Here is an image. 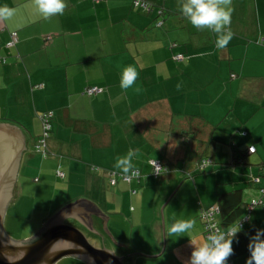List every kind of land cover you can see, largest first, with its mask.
Here are the masks:
<instances>
[{
	"label": "crops",
	"instance_id": "obj_1",
	"mask_svg": "<svg viewBox=\"0 0 264 264\" xmlns=\"http://www.w3.org/2000/svg\"><path fill=\"white\" fill-rule=\"evenodd\" d=\"M180 2L65 0L63 15L44 19L33 0H0L15 9L10 19H0V56L6 59L0 66V201L3 226L11 223L8 236L21 225L30 237L76 204L79 221L67 223L105 248L111 244L128 256L127 264H188L191 243L204 242L199 205L213 206L233 190L245 203L261 199L245 191L264 188V0H232L234 36L224 49L210 29L191 25ZM13 32L15 46L8 48ZM178 55L181 60L174 59ZM127 65L139 76L125 92L120 77ZM90 87L101 92L87 96ZM47 112L53 118L41 153L35 148L39 116ZM129 149L138 150L139 183L111 186L109 173L123 174L114 167L116 157ZM201 159L212 164L199 175ZM155 160L169 169L158 179L149 163ZM178 170L193 179L183 183ZM185 184L193 194L189 208L181 205L182 215L171 209L165 233L174 220L195 226L179 238L166 234V241L163 233L162 240L157 210L148 202L156 197L158 208L169 198L165 207ZM261 208L248 223L264 229V197ZM86 215L92 231L80 224ZM163 247L165 262L143 260ZM57 264L84 263L65 258Z\"/></svg>",
	"mask_w": 264,
	"mask_h": 264
},
{
	"label": "clouds",
	"instance_id": "obj_2",
	"mask_svg": "<svg viewBox=\"0 0 264 264\" xmlns=\"http://www.w3.org/2000/svg\"><path fill=\"white\" fill-rule=\"evenodd\" d=\"M34 5L44 19L56 15H63L67 8L65 0H33ZM232 0H181L179 8L182 15L187 18L194 28L210 29L215 35V44L218 49H224L233 39L231 30V16L233 8ZM15 9L7 5L0 6V19L7 20L14 15ZM139 73L132 65L123 68L120 77V87L127 92L136 83ZM179 88V85L177 86ZM39 150V149H38ZM138 150L129 149L126 155L116 157L114 167L128 176L136 177L139 169L133 165V158ZM155 169V174L161 175L164 169L155 161L149 162ZM194 221L187 219L174 220L167 226L168 237H181V234L190 232L194 228ZM209 235L201 244L193 246L188 264H226L228 258L233 254V238L241 229L228 228L218 229L214 224L209 225ZM264 229H258L255 235L249 239L248 249L250 256L246 264H264Z\"/></svg>",
	"mask_w": 264,
	"mask_h": 264
},
{
	"label": "water",
	"instance_id": "obj_3",
	"mask_svg": "<svg viewBox=\"0 0 264 264\" xmlns=\"http://www.w3.org/2000/svg\"><path fill=\"white\" fill-rule=\"evenodd\" d=\"M2 158V157H1ZM15 162V159L13 160ZM3 205L0 201V264H57L65 258H75L84 264H125L128 256L115 255L102 246L96 248L86 235L68 220H76V204L68 205L49 218L42 228L29 239L16 242L3 229ZM85 203L82 209L85 207ZM103 220V216L98 215ZM86 229L92 231L89 215L81 216ZM164 247L159 255L163 253ZM157 256L149 258L155 259Z\"/></svg>",
	"mask_w": 264,
	"mask_h": 264
},
{
	"label": "trees",
	"instance_id": "obj_4",
	"mask_svg": "<svg viewBox=\"0 0 264 264\" xmlns=\"http://www.w3.org/2000/svg\"><path fill=\"white\" fill-rule=\"evenodd\" d=\"M202 160L205 159H201L198 162L196 168L197 171L200 173H204L205 171H207V168L212 164L211 163L206 169L200 170L199 164ZM160 165L166 170L165 174H167L169 172L168 167L163 163H160ZM261 170L263 171V173L261 172ZM260 173L261 175H264V164L260 166ZM185 175H187L188 177L190 176V174H185ZM257 191H259L261 199L257 200L259 204L252 207L251 210H249L248 207L251 205V202L255 200H251L245 203L243 200L242 192L240 190H233V191L221 193L218 197L216 204L213 206L203 208L202 206L199 205L198 207L197 217L202 224V237L204 241L206 240V238L204 232L205 220L203 219V213L205 212L206 214V212H208L209 209L212 207L217 209L212 213L213 215L212 223L215 224L218 229L226 230L230 227L238 228V226L241 224L240 231L233 238V243H232L233 254L228 258L226 264L228 263L232 264L233 260L240 257H245L246 259H248V257L250 256V252L248 249L249 239L251 236L255 235L258 229H262L258 227H245V224L249 222V216L251 212H253L256 208L261 207L263 204L264 188H261L260 190L258 189ZM126 260H128V257L125 258L124 260L127 263Z\"/></svg>",
	"mask_w": 264,
	"mask_h": 264
},
{
	"label": "built area",
	"instance_id": "obj_5",
	"mask_svg": "<svg viewBox=\"0 0 264 264\" xmlns=\"http://www.w3.org/2000/svg\"><path fill=\"white\" fill-rule=\"evenodd\" d=\"M102 1L103 0H93V2H95V3H99V2H102ZM134 5L136 7L142 8L144 11H147V12H150V10H151V6H149L148 4H145L143 2H140V1H135L134 2ZM160 25H161V23H158L157 24V26H160ZM16 36L17 35L14 32L10 34V36H9L10 37V40H9V42L7 44V47L8 48L9 47L11 48V47H14L15 46ZM174 59L175 60H181L182 59V56L181 55H178ZM5 64H6V59L4 57H1L0 56V66L5 65ZM100 92H101V89H98V88H95V87H90V88H86L83 93L85 95H87V96H92V95L99 94ZM52 118H53V113L52 112L43 113L42 115L39 116V119H40V122H41V131L42 132H41V135L39 137V140L37 141V144L35 146L36 151H38V152L44 153L45 141L48 138L49 133H50V122H51ZM254 151H255L254 147H250V148L247 149V153L248 154H252V153H254ZM157 164L159 166H161L159 162H157ZM210 164H211V161L206 160V159L205 160H202L200 162V164H199V169L200 170H204ZM151 167H152V173H151V175H152V177L154 179H158L166 171L165 169H161L160 170L161 175H157L154 172L155 171L154 167L152 165H151ZM261 172L263 173L262 170H261ZM140 175H141L140 172H139V175L136 176V177H132L131 175L126 176L124 174L109 173V184L111 186H114L117 183V180H120L121 182L128 183V184L131 183V182H137V183H139V179L141 177ZM57 176L58 177H62V173L59 172V171H57ZM132 193H134V191ZM258 204H259V202L257 200L252 201L251 202V205L248 207V209L251 210L252 207H254V206L258 205ZM216 210L217 209H215V208L212 207V208L209 209L208 212H206V214H205V212L203 213V219L205 220V224H204L205 238H207V236L209 235V231H210L209 225L210 224H213L212 223V221H213V217H212L213 215H212V213L214 211H216ZM228 264H231V263H228Z\"/></svg>",
	"mask_w": 264,
	"mask_h": 264
},
{
	"label": "rangeland",
	"instance_id": "obj_6",
	"mask_svg": "<svg viewBox=\"0 0 264 264\" xmlns=\"http://www.w3.org/2000/svg\"><path fill=\"white\" fill-rule=\"evenodd\" d=\"M178 172L180 173V176H182V179H184V181H183V183H185V182H187V181H191L192 179H193V177H194V175L193 176H191V177H188L187 175H185V170H178ZM186 172L188 173V171L186 170ZM206 172V171H205ZM203 173V174H206V173ZM197 174H199V175H201L202 173H197ZM163 175H165V173L163 174ZM193 187V186H192ZM184 188H187V184H185V185H183L182 187H181V189H179L180 191H178L177 193H176V195H175V197H174V199L173 200H171V202H169L168 203V205L167 206H165L164 207V205H165V203L167 202V200L169 199V198H167V200H166V198H165V202H163L162 204H160V206L158 207V208H156L155 207V203H157V199H156V197L154 198V196H152V198L150 199V201L148 202V205L149 204H151L150 206H149V209L150 210H153L154 212H155V209L157 210L155 213H157L158 215V218H159V225H160V230H161V233H160V236L162 237V240H163V233H164V235H165V241H166V233H165V226H166V222H167V220H168V213H170L171 212V209H173V210H175L174 212H179L181 215L184 213L183 212V210H180L181 208V205H185V206H187L188 208H189V204H190V201H191V199H192V197H193V194L190 192V191H184L185 189ZM250 189V188H249ZM193 191H194V193H195V190L193 189ZM245 191V190H244ZM245 193H247V195H249V194H253V196H257L256 197V199H258L260 196H259V194L257 193V191L256 190H254V189H252V187H251V189L248 191V190H246L245 191ZM246 195V194H245ZM176 198H177V200H179L178 202V205H177V203L175 202V200H176ZM177 206V207H176ZM174 207V208H173ZM256 210H260V211H262V208L261 207H259V208H256ZM5 219V218H4ZM9 219H10V217H9ZM197 220V219H196ZM260 225H261V227H262V225H264V214H263V220L261 219L260 220ZM163 225V226H162ZM42 226V225H41ZM39 227V229L38 230H36V232L33 234V235H35L42 227ZM249 226H252V223L250 222V223H247V224H245V227H249ZM163 227V228H162ZM253 227V226H252ZM3 229L6 231L7 229H9V230H11V223L9 224V227L6 229L5 228V226H3ZM18 229H19V231L17 232V233H13L12 232V234H13V236L14 237H12V236H8L11 240H13V241H16V242H20V241H23V240H26V239H29L30 237H32V236H30V237H28L29 236V230H28V227H25V228H23L21 225L20 226H18ZM31 233V232H30ZM88 236H89V234H88ZM26 237H28V238H26ZM87 237V236H86ZM25 238V239H24ZM87 239H88V241L91 243V245H93L94 247H96V248H101L102 246H105L104 244H102V243H99V242H97L96 241V239H93L92 237H87ZM106 248L107 249H111V251L115 254V255H118V252H119V250L118 249H116V248H114L111 244H107L106 245ZM161 251V250H160ZM139 254V253H138ZM139 255H141V256H146L145 254H139ZM166 256H167V253H163V255L162 256H160V257H157V258H155V259H143V260H146V261H149L150 263L152 262V261H154V262H156V263H162V262H165L166 261ZM132 258V257H131ZM132 260H133V258H132ZM128 263H129V261H130V259H129V261L128 260H126ZM125 262V261H124ZM132 262H134V261H132ZM125 264H127L126 262H125Z\"/></svg>",
	"mask_w": 264,
	"mask_h": 264
}]
</instances>
